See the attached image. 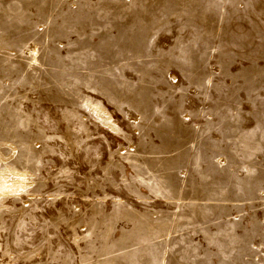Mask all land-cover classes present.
Listing matches in <instances>:
<instances>
[{
    "label": "rangeland",
    "instance_id": "obj_1",
    "mask_svg": "<svg viewBox=\"0 0 264 264\" xmlns=\"http://www.w3.org/2000/svg\"><path fill=\"white\" fill-rule=\"evenodd\" d=\"M0 264H264V0H0Z\"/></svg>",
    "mask_w": 264,
    "mask_h": 264
},
{
    "label": "bare ground",
    "instance_id": "obj_2",
    "mask_svg": "<svg viewBox=\"0 0 264 264\" xmlns=\"http://www.w3.org/2000/svg\"><path fill=\"white\" fill-rule=\"evenodd\" d=\"M21 186H24L23 184H14L13 186H10L6 181H3V183L0 185V190L4 192L12 191V190H17Z\"/></svg>",
    "mask_w": 264,
    "mask_h": 264
}]
</instances>
